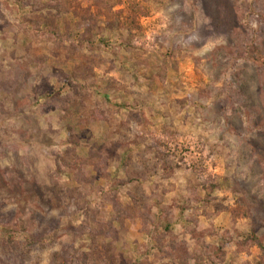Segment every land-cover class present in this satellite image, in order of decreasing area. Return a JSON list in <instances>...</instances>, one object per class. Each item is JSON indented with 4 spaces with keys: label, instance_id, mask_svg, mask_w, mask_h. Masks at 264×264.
Segmentation results:
<instances>
[{
    "label": "rangeland",
    "instance_id": "rangeland-1",
    "mask_svg": "<svg viewBox=\"0 0 264 264\" xmlns=\"http://www.w3.org/2000/svg\"><path fill=\"white\" fill-rule=\"evenodd\" d=\"M0 264H264V0H0Z\"/></svg>",
    "mask_w": 264,
    "mask_h": 264
}]
</instances>
